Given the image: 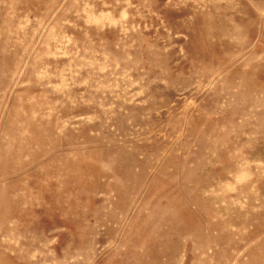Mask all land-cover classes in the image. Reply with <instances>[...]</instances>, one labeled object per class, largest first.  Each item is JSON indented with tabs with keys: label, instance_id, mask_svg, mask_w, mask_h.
I'll return each mask as SVG.
<instances>
[{
	"label": "rangeland",
	"instance_id": "rangeland-1",
	"mask_svg": "<svg viewBox=\"0 0 264 264\" xmlns=\"http://www.w3.org/2000/svg\"><path fill=\"white\" fill-rule=\"evenodd\" d=\"M0 264H264V0H0Z\"/></svg>",
	"mask_w": 264,
	"mask_h": 264
}]
</instances>
